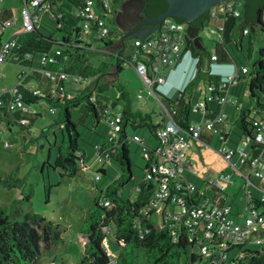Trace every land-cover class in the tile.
<instances>
[{
  "label": "trees",
  "instance_id": "16d2710c",
  "mask_svg": "<svg viewBox=\"0 0 264 264\" xmlns=\"http://www.w3.org/2000/svg\"><path fill=\"white\" fill-rule=\"evenodd\" d=\"M83 2L84 0H46V6L41 10L40 18L34 28L15 35L18 44L12 50L13 54L18 57L17 62L19 64L31 68L26 79H33L38 82L44 92L43 95L37 96L31 90L20 85L19 89L23 99L26 101L45 99L51 106L54 105L59 110V115L54 120L61 124L66 147L65 150L61 146L59 147L55 166L62 165L64 168L69 169L70 174H76L79 168L83 170L80 166V159L87 161L91 153L94 155L95 143L106 140L108 128L106 133L99 132L96 128L100 125L101 120L105 119L106 107L109 104L117 106L120 101L123 104L119 139L126 140L123 141L111 158L120 161L124 167V173L112 179L106 185L101 196L94 197L93 203L80 225L79 230L86 235V240L84 242V256L79 264L112 263L113 256L108 253L103 244V238L106 235L104 226L106 225L115 229L114 239L119 246V250L115 252V264H137L141 249L145 251L148 264H198L200 255L194 251L190 246L191 243L186 241L185 237L175 239L169 228H155L147 220H143L142 233L140 229L134 226L137 212L149 192H147V188H144L133 197L130 190L127 193L125 191V187L135 177L129 156L127 137L142 128L152 139H155L156 132L163 126L167 115L163 114V110L161 112L147 111L139 106L137 102L132 101L123 80L120 79V74H118L116 81L118 95L114 98L107 95L98 97V95L93 94V90L102 91L103 87L105 88L101 85V80L107 73L108 68L114 65L119 73L124 69L125 59H130V57L124 58L125 47L120 50L111 47L114 42L110 36L111 30L107 36H100L97 27L91 29L90 35L91 37L97 36L95 40H102L104 48L109 47L112 50V59L109 62L99 61L95 63L94 60L84 56L82 52L84 48L79 45L82 32L79 26L82 22V15L77 13L81 10ZM118 2L120 0H113L115 4ZM166 7V0H147L145 12L149 15H155L165 10ZM263 11L264 0H252V4L244 0L243 9H241L238 16L218 15L213 17L210 11L207 10L200 17L208 22L211 21V24L217 27L221 33L220 37L214 38L213 52L217 54L218 61L235 62L238 65L248 64L250 66L249 75H246L248 79L244 80L246 76L241 74V80L231 85L229 90L238 101L242 100L239 85L245 83L249 90L247 105H242L239 110L238 129L233 130L236 135L233 140L236 142L241 137H249L251 142L249 151L251 153L257 151L256 144L253 142L255 133L253 121L264 112V59L261 56L257 59L252 58L253 21H258L264 30V20L260 16ZM175 18L184 21L181 17ZM8 19L12 18L9 15L0 18V40L3 36L1 27ZM221 26L223 29H220ZM246 27L248 28V33H246L248 41L245 46L243 43V36L245 35L243 29ZM237 31L241 32L240 38L236 37ZM57 32L61 33L60 37L55 36ZM186 46L193 56L198 57V69L195 78L188 83L184 93L179 95L180 92L177 91L174 94L179 102L176 104V112L173 113V117L180 126L199 121L203 116H213L220 110V105L212 99L206 100L205 111L195 105L201 95V91L195 89L199 82L206 86L211 83H216V85L220 83V75L210 73L208 69L203 67L207 58L213 52L208 51L205 46L198 47L191 39L186 42ZM56 48L61 51L57 55V63L44 64L40 62L39 56L41 54L54 51ZM27 53H31L33 58H27ZM139 53L141 55L139 58H142L143 53ZM45 68L51 70L63 68L69 76V82L75 75H80L83 78L81 84L85 79L93 77L95 80L94 87H83L79 93L53 95L49 89L51 81L42 71ZM64 81L65 79L59 81L60 86L63 85ZM70 86L73 88L74 84H70ZM0 96L3 98V103L0 104V122H12L21 128L25 127L30 132L35 120L34 116L39 112L24 111L22 109L11 110L7 104L11 99L9 92H2ZM84 101L83 114L80 116V120L84 122L88 114L91 115L94 125L93 131L98 132L100 135L99 138L90 141L91 149L89 150L80 145L79 137L82 134L77 129V122L71 118V107L80 105ZM166 105L170 106L168 102H166ZM251 105L253 106L251 107ZM21 118H27L29 120L28 124L21 123ZM66 122L69 124L71 133L69 139L64 126ZM202 138L207 140L204 135ZM66 157L67 162L65 161ZM97 170L101 171L102 174H106L107 166L104 168L98 167ZM139 181L137 180L134 183V187ZM206 193L212 200L220 203L225 202L224 197L214 187L208 188ZM253 193L256 196L258 195L255 188ZM105 199H110L111 205H104L103 201ZM228 202L238 206L231 198L228 199ZM146 227H149V229H145ZM61 240L59 224L53 223L43 215L30 212L19 220L10 217L6 208L0 207V264H42L39 259L43 250L50 249ZM226 251L230 262L234 260V264H264V244L246 242L243 245L231 246Z\"/></svg>",
  "mask_w": 264,
  "mask_h": 264
},
{
  "label": "built area",
  "instance_id": "2783aa9c",
  "mask_svg": "<svg viewBox=\"0 0 264 264\" xmlns=\"http://www.w3.org/2000/svg\"><path fill=\"white\" fill-rule=\"evenodd\" d=\"M24 2L21 10V24L18 25L13 19L4 22L3 27H11L12 32L0 40V63L6 61L18 63V57L12 52L18 44L15 35L33 29L40 18L41 10L46 6V0H24ZM243 6L244 0L219 1L213 4L209 11L213 17L218 15L238 16ZM113 7V0H84L81 10L77 12L82 15V22L79 26L82 31L79 45L84 48L83 50L93 48L90 42V39L95 37L90 35L93 27L98 28L100 36L109 34L110 29L104 16L113 11ZM207 25L211 32L217 33L218 37L221 36L220 31L211 24V21ZM186 29L185 21L178 20L173 16H165L159 22L154 33L144 38H134L136 52L133 58L125 59L124 65L129 63L135 65L148 92L156 97L162 106L163 114L167 115L163 126L156 132V138L151 139L152 142L148 141L146 136L141 137L136 133L127 137L129 143L135 140L143 144L141 153L147 162L140 181L134 187L135 193L132 196L135 197L144 188H147L149 193L146 194L147 196L137 212L134 226L142 233L143 220H147L155 228H169L175 239L185 237L186 241L191 243L190 246L194 251L200 255L198 264H234V260L230 262L226 249L234 245H243L246 242L264 244V112L253 121L255 127L253 142L256 144V152L249 151L251 145L249 137L239 138L235 146L227 145L231 140L230 135L233 130L229 127V116L225 107L234 106L240 109L243 105L229 89L231 85L241 80V74L249 75L250 66L248 64L238 65L235 62H220L217 60V54L213 52L203 67L210 73L220 75V83L219 85L211 83L206 86L199 82L195 89L200 90L201 95L195 105L205 111L206 100L212 99L220 105V110L213 116H203L199 121L189 122L186 126H180L176 122L173 113L176 112V104L179 100L174 97V94L177 91L180 92L179 95L184 93L188 83L195 78L198 69V57L193 56L186 45L181 50V45L186 43L184 40ZM220 29L223 27L221 26ZM243 33H248L247 27L243 29ZM87 44L89 45L86 46ZM96 49L102 50L101 48ZM103 50L111 51L109 47L103 48ZM137 52L143 53L142 58L137 56ZM60 53L58 48L43 53L39 56L40 62L44 64L57 63V55ZM186 54L190 55L194 62L189 81L181 87H176L173 91H171V86L165 88L169 82V74L176 70V66ZM26 56L33 58L31 53H27ZM260 56L264 59L263 53ZM30 69L27 67V71L20 74L19 82L5 90L11 95V99L7 102L8 108L11 110L37 111L26 103L19 89V86L23 85L37 96L44 94L38 82L26 79ZM42 71L51 81L49 89L53 95L77 93L75 88L81 85L83 80L80 75H75L69 82V76L63 68L57 70L45 68ZM61 79H65V81L60 86ZM67 84H74V87L68 90ZM166 102L170 104L169 107ZM2 103L3 98L0 96V104ZM50 110L54 113L58 109L53 105ZM105 111L107 137L104 142H96L94 146L93 156L98 164L96 169L94 168L95 181L102 174L97 168L109 165L111 156L126 140L119 139L122 109L109 104ZM20 122L28 124L29 120L21 118ZM205 131L217 134L221 143L218 151L228 160L232 171L238 172L244 179L242 198L239 196L242 189L240 192L230 193L226 188L225 183H233L230 173L222 172L214 177L204 178L201 180V184L192 179V176L196 175L198 171L187 153L188 139L192 138L206 143L207 140L202 138ZM0 142L6 148L12 146V142L4 139L1 133ZM80 166L84 171L90 168V164L84 159H80ZM211 187L218 189L225 202L220 203L210 199L206 190ZM252 187L258 191L257 196L253 193ZM230 198L238 206L228 202ZM103 203L109 206L111 200L105 199ZM153 214L159 216L157 223H153L149 219V216ZM145 229L148 230L149 227ZM114 230L109 225L104 226L105 233L112 231L115 238ZM109 241V236L106 234L103 244L108 253L113 256L111 264H115V253H111Z\"/></svg>",
  "mask_w": 264,
  "mask_h": 264
},
{
  "label": "rangeland",
  "instance_id": "374dc122",
  "mask_svg": "<svg viewBox=\"0 0 264 264\" xmlns=\"http://www.w3.org/2000/svg\"><path fill=\"white\" fill-rule=\"evenodd\" d=\"M24 0H0V12L7 11L6 15L15 20L20 25L22 16L21 10L24 6ZM114 3V7H115ZM113 7V9H114ZM0 17H3L0 16ZM4 18V17H3ZM264 20V11L262 14ZM104 20L111 30V38L118 40V27L115 21L113 11L105 14ZM2 31V30H1ZM203 37V43L208 51L214 50V38H218V34L211 32L209 25H205L200 30ZM253 35V52L252 58H259L260 53L264 54V30L260 25L254 24L252 30ZM56 37H60L61 33H55ZM236 37H241V32L237 31ZM97 36L90 39L93 48H88L83 52L84 56L95 63L99 61H111L112 50H103L104 43L102 40H95ZM248 35L243 36V43L246 46ZM186 43L181 45V50L185 48ZM96 48H101L96 49ZM136 48L134 46V38H131L125 46L124 58L134 56ZM138 56L140 57V53ZM117 69L111 65L107 73L101 80L103 90H93V94L98 97L118 95L116 87ZM27 71V67L19 63L6 61L0 63V93L12 88L19 82V76ZM179 71L169 74V79L173 75H177ZM120 79L123 80L130 99L137 102L147 111L161 112L162 106L156 97L149 93L143 78L138 73L134 64L124 65V69L120 72ZM95 80L93 77L85 79L81 85L75 88V92H81L83 87L93 88ZM175 86H177L175 84ZM112 87V88H111ZM67 84V89H71ZM248 100V98H247ZM246 100V101H247ZM124 102V100H122ZM39 114L35 115L34 122L31 127L32 132H28L26 128H20L16 125L10 126V123L0 122V133L4 139L12 142L11 147H4L0 142V207L6 208L10 217L19 220L23 219L27 213L37 212L55 224H59L62 240L55 243L50 249L43 250L40 256V263L50 264H79L84 256V242L86 235L82 233L80 225L83 222L88 210L90 209L94 197L101 196L106 185L115 179L119 174L124 173V167L119 160L111 159L107 165L106 174H102L97 181L94 180V168L98 166L93 153L90 154L87 162L90 168L86 171L78 169L76 174H70L69 169L62 165H56L59 154V147L65 150L64 136L61 124L55 122V118L59 115V110L52 112L51 104L45 99L37 101H26ZM85 101L76 106L71 107L72 120L77 122V129L81 132L79 137L80 145L85 149H91L90 141L99 138L100 135L93 131L92 116L88 114L85 121L80 120L83 114V105ZM122 108L120 101L117 104ZM232 108V107H231ZM107 124L105 120H101L100 125L96 126L97 131L106 133ZM238 129L237 124H234ZM136 134L141 137H147L148 141L152 137L145 129H138ZM204 136L207 142L195 141L190 139V147L187 153L190 156L193 166L197 169V174L192 179L199 184L201 180L208 177H214L218 173H230L233 183H225L230 193L240 192L244 179L238 172H233L228 160L218 151L221 146L217 134H211L205 131ZM231 140L229 144L235 146L236 135L231 132ZM69 139V137H68ZM142 143L135 140L129 143V156L132 162L134 178L125 187L126 193L130 190L134 195V183L140 179L144 173L145 159L141 153ZM257 180V179H256ZM258 181V180H257ZM254 189V187H252ZM124 190V189H123ZM243 189L239 196L243 197ZM153 223L159 221V216L153 214L149 216ZM109 236L111 253L119 250V246L113 237V232L106 233ZM197 251V248H196ZM137 264H148L144 249L139 251Z\"/></svg>",
  "mask_w": 264,
  "mask_h": 264
},
{
  "label": "crops",
  "instance_id": "0c3cea01",
  "mask_svg": "<svg viewBox=\"0 0 264 264\" xmlns=\"http://www.w3.org/2000/svg\"><path fill=\"white\" fill-rule=\"evenodd\" d=\"M115 5L116 6L113 9V14H114L115 21H116V24L118 27V36L120 35V33H124V34H131L132 33L133 34V32L135 31L137 26L143 20V17L141 16V11H142V8L144 5L143 0H120V2L116 3ZM6 13H7V11H1L0 16L3 15V17H4L6 15ZM260 16H262V15H260ZM0 18H2V17H0ZM154 25H155V23L145 24L141 29H142L143 33L147 34V36H148V35H151L152 33H154L156 31L157 28L155 29ZM258 25H260V24H258ZM1 30L3 32L2 38L6 37L7 35H9L12 32L11 27H3L2 26ZM131 38H138V37L131 36ZM114 48L117 50L122 49L123 43L119 42L116 45V47H114ZM211 52H213V51H211ZM123 55H124V53H123ZM137 55H138V53H137ZM193 68H194V62L192 61L190 55L186 54L181 59L179 64L176 66V70L172 71L171 73L173 74L177 71H179V72L177 73V75L176 74L173 75L172 79H169V82L166 84L165 88H168L169 86H171V91H173L176 87H181V86L185 85L189 81V79L192 75ZM116 71H117V76H118V74H120V72L118 73V70H116ZM247 79H248V77H246L245 80H247ZM175 84L177 86H175ZM239 87L241 89V92H240L241 93L240 97L242 99L241 102L243 103V105H247V102H248L247 98H248L249 90H248L247 86L245 85V83H241L239 85ZM252 106L253 105H251V107ZM225 110L227 111L228 116H229V118H228V121L230 123L229 127L232 130H234L235 126H233V125L237 124V122L239 121V116H240L239 110L240 109L238 107H234V106H226ZM13 125H16V124L10 122V126H13ZM16 126H18V125H16ZM18 127H19V129L21 128L20 126H18ZM211 136H212V134H211ZM190 139H192V138L188 139L189 147H190ZM195 141H197V140H195ZM53 262H54V260H52V263H50V264H53Z\"/></svg>",
  "mask_w": 264,
  "mask_h": 264
},
{
  "label": "water",
  "instance_id": "95a60500",
  "mask_svg": "<svg viewBox=\"0 0 264 264\" xmlns=\"http://www.w3.org/2000/svg\"><path fill=\"white\" fill-rule=\"evenodd\" d=\"M166 1H167V7L165 10L155 15H149L145 12L146 0H143L144 5L141 11V16L143 17V20L137 26L133 34L131 33L128 36L144 38L147 36V34H144L141 28L145 24L155 23L154 28L156 29L159 22L165 16L181 17L187 23V29L184 35V40L187 42L188 40L191 39L195 45L202 48L204 47L203 45L204 43H203V37L200 34L201 26L192 24V21L198 16H200L203 12L209 10L213 4L219 1H226V0H166ZM247 2L252 4V0H247ZM253 23L255 25L260 24L256 20H254ZM121 39H122L123 47H125L126 46L125 35H123ZM64 126L70 138L71 133L68 122H66ZM65 161L66 162L68 161L67 157L65 158Z\"/></svg>",
  "mask_w": 264,
  "mask_h": 264
},
{
  "label": "flooded vegetation",
  "instance_id": "af4514ba",
  "mask_svg": "<svg viewBox=\"0 0 264 264\" xmlns=\"http://www.w3.org/2000/svg\"><path fill=\"white\" fill-rule=\"evenodd\" d=\"M147 1V0H146ZM204 14V13H203ZM263 14V12L261 13V15ZM202 16V14L200 16H198L197 18H195L193 21H192V24L194 25H198V26H201L200 30L202 29V27H204L205 25L208 24V21H206V19H203V18H200ZM125 35V43H127L131 37L128 36L129 34H124V33H120V35L118 36V40L115 41L114 39V42H113V45L111 47H116V45L119 43V42H122V39L121 37Z\"/></svg>",
  "mask_w": 264,
  "mask_h": 264
}]
</instances>
